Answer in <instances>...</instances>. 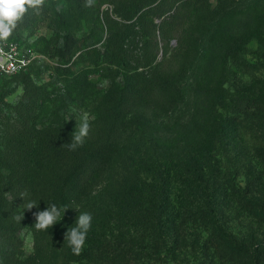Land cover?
Here are the masks:
<instances>
[{
    "label": "trees",
    "instance_id": "trees-1",
    "mask_svg": "<svg viewBox=\"0 0 264 264\" xmlns=\"http://www.w3.org/2000/svg\"><path fill=\"white\" fill-rule=\"evenodd\" d=\"M64 1L70 16L96 15L105 31L102 47L92 45L80 53L78 58H85L84 68L92 71L100 67L103 78L118 84L99 98L93 133L82 147L70 151L66 144L72 135L64 119L53 114L45 124L38 121L48 110L44 103L47 93L27 71L6 78L21 81L25 101L8 104L1 97L0 264H35V257L22 258L20 233L24 228L31 231L39 251L50 233H60L58 260L49 264H85L95 258L102 241L95 229L91 199L103 182L110 203L149 232L155 246L166 247L171 258L183 254L189 245L200 244L199 234L188 230V225H197L209 230V237L200 244L204 258L199 264H244L263 259L260 247L252 256L229 241L216 211L233 197L231 185L225 187L217 179L221 171L218 156L227 162L234 158L228 148L235 126L224 114L229 111L239 120L257 105L256 100L246 101L231 90L228 52L241 48L242 40L264 37V0L254 19L238 13L236 23L222 24L223 43L215 46L214 70L193 92L191 119L175 127L180 145L164 157L157 154L154 141L144 142L149 116L177 107L184 80L199 53L200 39L220 15L232 10L234 0H216L214 5L211 0H92L91 6H86L87 0ZM17 37L11 39L22 44ZM64 48L71 56L77 52L69 36L64 38ZM125 135L134 140L132 149L120 153L108 171V159ZM246 177L247 190H256L251 165ZM176 183L180 188L174 197ZM25 191L22 199L20 194ZM29 201H36L38 207L25 209ZM50 204L68 209L52 228L36 230L32 212ZM22 212L24 219L18 222L15 217ZM82 212L92 214V227L82 253L74 255L64 242V233L75 226Z\"/></svg>",
    "mask_w": 264,
    "mask_h": 264
},
{
    "label": "rangeland",
    "instance_id": "rangeland-1",
    "mask_svg": "<svg viewBox=\"0 0 264 264\" xmlns=\"http://www.w3.org/2000/svg\"><path fill=\"white\" fill-rule=\"evenodd\" d=\"M215 1L211 0V3L214 5ZM261 1L234 0L232 10L220 15L213 28L202 36L199 53L184 80L182 97L177 107L167 113H152L149 116L150 124L144 142L154 141L157 154L163 155L162 157L171 156L172 150L175 151L180 145L174 133L175 127L191 119L193 92L207 82L208 75L214 70L215 46L223 43L222 24L236 23L238 13L248 14L250 19H254L261 11ZM67 9L68 5L64 0H45L39 14L30 9L14 31L22 42V50L32 52L37 57L26 73L47 93L44 103L48 105V110L41 114L39 123L45 124L51 120L53 114H57L65 120L72 134L82 114L87 112L91 123L90 136L93 133L99 98L118 82L112 83L103 78L100 67L87 71L84 68L85 58H78L88 47L93 45L100 48L103 45L105 31L96 15L78 19L70 16ZM15 35L12 34L10 38H15ZM66 36L72 38L77 49L73 56L65 52ZM244 41H241V48L228 52L227 66L232 72L229 85L239 97L246 101L256 100L257 105L250 107L248 117L242 116L239 120L229 111L223 113L233 119L235 126L231 136L232 146L228 148L229 155L234 158L227 162L218 156L217 166L221 171L217 173V179L225 187L226 184L231 185L233 197L223 209L216 211V216L229 241L255 256V249L258 247L260 253L264 254V37L253 36L251 40ZM2 96L8 104L25 101L21 81L0 80V111L3 110ZM235 109L236 107L233 110ZM132 141L134 140L127 135L122 138L111 159H108V171L114 166L120 153L132 149ZM248 165H251L256 174V190H247L246 187ZM175 176L179 178L178 173ZM104 177L105 180L106 176ZM105 186L103 182L91 199L96 212L95 229L102 242L99 244L97 256L85 264H199L203 260L200 244L209 237V230L188 225L190 233L199 234L200 244L189 245L183 254L177 253V256L171 258L166 254V247L155 246L149 232L140 228L127 214H122L110 203ZM178 188V183L173 185L174 197L179 195ZM59 234L50 233L47 242L39 251L34 246L31 231L24 228L20 233L23 240L22 258L35 257V264L57 261ZM244 264H264V258L259 261H246Z\"/></svg>",
    "mask_w": 264,
    "mask_h": 264
},
{
    "label": "clouds",
    "instance_id": "clouds-1",
    "mask_svg": "<svg viewBox=\"0 0 264 264\" xmlns=\"http://www.w3.org/2000/svg\"><path fill=\"white\" fill-rule=\"evenodd\" d=\"M44 4L45 0H0V43L6 42L12 36L14 30L30 9L39 14V10ZM91 4L92 0H87L86 6H91ZM90 131V117L87 112H84L79 123L76 124L75 131L71 134V142L67 143L66 147L70 151L82 147ZM26 195L27 192L25 191L20 194V197L23 199ZM37 207L38 203L36 201H29L25 205V209L29 211ZM67 209V206L58 207L56 204H50L44 210L32 212L35 220L34 228L39 231H47L62 220ZM15 219L20 222L24 219V213L22 212ZM92 219L91 213L82 212L78 215L75 226L69 227L64 233V242L67 243L74 255L82 253L92 227Z\"/></svg>",
    "mask_w": 264,
    "mask_h": 264
},
{
    "label": "built area",
    "instance_id": "built-area-1",
    "mask_svg": "<svg viewBox=\"0 0 264 264\" xmlns=\"http://www.w3.org/2000/svg\"><path fill=\"white\" fill-rule=\"evenodd\" d=\"M21 44L9 38L0 43V80L26 72L37 57L32 52H24Z\"/></svg>",
    "mask_w": 264,
    "mask_h": 264
}]
</instances>
